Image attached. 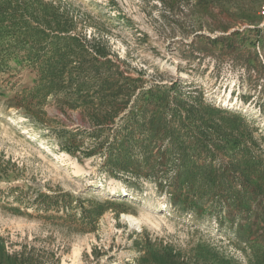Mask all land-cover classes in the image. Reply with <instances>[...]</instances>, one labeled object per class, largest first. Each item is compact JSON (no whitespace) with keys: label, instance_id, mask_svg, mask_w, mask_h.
Returning <instances> with one entry per match:
<instances>
[{"label":"rangeland","instance_id":"1","mask_svg":"<svg viewBox=\"0 0 264 264\" xmlns=\"http://www.w3.org/2000/svg\"><path fill=\"white\" fill-rule=\"evenodd\" d=\"M21 1L83 65L18 106L52 54L0 38V264H264V194L240 209L174 191L199 141V164L242 147L264 171V0ZM142 214L155 223L126 219Z\"/></svg>","mask_w":264,"mask_h":264},{"label":"trees","instance_id":"2","mask_svg":"<svg viewBox=\"0 0 264 264\" xmlns=\"http://www.w3.org/2000/svg\"><path fill=\"white\" fill-rule=\"evenodd\" d=\"M23 5L22 1L16 3V0H0V38L8 34L12 39L10 44L30 42L39 51L45 53L50 51V54H52V57L46 55L38 57L39 60L35 63L39 72L38 84L33 87H25L22 93L17 94L15 97L18 106L30 108L35 101L37 106L44 105L54 92L63 88L65 72L71 76L67 82L68 85L73 86L75 84L77 86V83L71 80L74 72L82 67L83 59H80L79 67L71 68L69 66L71 62L68 59L64 60V54H61L58 48H49L48 46L49 38L52 36L58 37L51 26L52 22L46 19L45 13H20L22 12L20 10H27V5ZM31 19L37 21V26L32 25ZM50 44L57 46L56 42H51ZM3 47L2 41L0 42V49L2 50ZM46 47L49 49L45 50ZM61 64L63 69L60 67ZM82 87H84L83 83L78 85L77 88ZM29 110L31 111L32 109ZM154 121L153 119L151 120L152 130L160 135L161 131L158 129V124L154 123ZM212 122H208L207 125L213 127ZM215 133L217 134L216 131ZM241 134L243 135V133ZM190 146L193 149L194 156L181 153L179 160L182 161L184 167L193 164L192 169L186 181L181 183L182 177H178L177 184L174 187L176 193H183L186 190L187 201H190L192 197L200 200L209 198L213 203L215 202L216 207L221 202H224L232 208H240L244 201V194L253 196L255 201L258 200L260 193L264 194L262 161L259 162L248 148L240 147L237 151L230 154L229 163L220 162L219 165L215 166L213 163H209V165H206V162L203 164L198 163L197 157L202 154L208 157L211 154V152L207 151L206 145L203 146L199 141ZM197 147L198 149L195 151ZM71 153L73 152L71 151ZM193 157L195 158L193 159ZM254 179L257 181L255 185L253 184ZM238 182L239 188H237ZM258 203H264V195Z\"/></svg>","mask_w":264,"mask_h":264},{"label":"bare ground","instance_id":"3","mask_svg":"<svg viewBox=\"0 0 264 264\" xmlns=\"http://www.w3.org/2000/svg\"><path fill=\"white\" fill-rule=\"evenodd\" d=\"M34 137V136H33ZM42 142V141H41ZM42 145H43V143H41ZM101 187H103L104 189H106V190H114V191H116V192H118V191H120V188H118L117 187V185L115 186V187H110V186H101ZM124 189H126L127 191H129L128 190V188H124ZM123 190V189H122ZM150 215V214H149ZM149 215H147V214H142V215H140V217L138 216H134V215H128V216H126V219L128 220V222L131 224V225H133V226H141L143 223H155V219L154 218H152L151 216H149ZM159 219V218H158ZM160 220V219H159ZM161 222V221H160ZM157 224V223H156ZM159 224V223H158ZM157 224V225H158ZM161 224V223H160ZM156 225V226H157ZM77 258H78V255H77Z\"/></svg>","mask_w":264,"mask_h":264}]
</instances>
